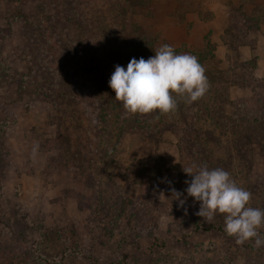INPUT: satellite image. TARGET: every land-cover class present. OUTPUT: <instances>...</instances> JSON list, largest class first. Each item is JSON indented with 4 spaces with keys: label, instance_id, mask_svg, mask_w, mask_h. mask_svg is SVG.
Instances as JSON below:
<instances>
[{
    "label": "rangeland",
    "instance_id": "374dc122",
    "mask_svg": "<svg viewBox=\"0 0 264 264\" xmlns=\"http://www.w3.org/2000/svg\"><path fill=\"white\" fill-rule=\"evenodd\" d=\"M164 44L208 92L126 113L115 66ZM205 164L264 210V0H0V264H264L196 215Z\"/></svg>",
    "mask_w": 264,
    "mask_h": 264
},
{
    "label": "clouds",
    "instance_id": "9594fccd",
    "mask_svg": "<svg viewBox=\"0 0 264 264\" xmlns=\"http://www.w3.org/2000/svg\"><path fill=\"white\" fill-rule=\"evenodd\" d=\"M155 55L145 60L132 58L125 69L116 65L109 80L126 113L130 115H171L180 101L191 104L203 98L209 90L205 68L190 53L177 54L168 44L160 46ZM158 118V116L156 117ZM195 169V170H194ZM193 178L187 195L200 202L196 215L210 223L217 214H223L224 231L236 237L238 244L255 238L257 247L264 244L258 229L264 227V210L250 205L252 193L238 186L231 174L222 168L209 169L205 164L196 168L183 167ZM173 198L183 206L182 193L172 189Z\"/></svg>",
    "mask_w": 264,
    "mask_h": 264
},
{
    "label": "trees",
    "instance_id": "16d2710c",
    "mask_svg": "<svg viewBox=\"0 0 264 264\" xmlns=\"http://www.w3.org/2000/svg\"><path fill=\"white\" fill-rule=\"evenodd\" d=\"M209 229H215L216 231L223 232L222 228H215L214 226L209 227Z\"/></svg>",
    "mask_w": 264,
    "mask_h": 264
}]
</instances>
